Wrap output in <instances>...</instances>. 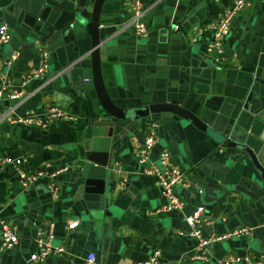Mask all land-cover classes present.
I'll return each instance as SVG.
<instances>
[{
  "label": "crops",
  "instance_id": "1",
  "mask_svg": "<svg viewBox=\"0 0 264 264\" xmlns=\"http://www.w3.org/2000/svg\"><path fill=\"white\" fill-rule=\"evenodd\" d=\"M244 1L224 41L225 57L215 63L207 52L209 26L231 0H145V37L136 35L129 23V0H0V25L12 32L0 49L1 61L18 53L15 62L2 61L0 85L8 83L16 92L38 67L41 48L50 50L44 78L27 82L23 99H5L1 107L41 120L45 106L55 104L69 117L43 129L32 121H0V157L22 158L26 172L69 166L54 191L46 177L22 189L13 167L0 166V218L15 226L19 237L14 249L0 252V264H39L30 259L37 230L50 225L54 244L65 252L49 256L45 264H83L90 252L95 253L94 264H145L156 249L165 264H220L228 256L264 260V198L232 189L240 185L252 191L248 178L256 171L243 151L227 148L222 138L229 133L231 142L250 146L264 166V0ZM99 7L100 69L111 101L123 109L174 104L205 124L207 131L183 124L179 128L171 120L153 128L160 140L150 164L157 162L161 149H168L192 185L177 189L181 210L156 211L165 200L156 179L135 156L148 131L146 121L142 126L118 121L123 135L109 144V150L115 147L111 168L109 152H96L90 143L88 121L105 113L93 85L87 28ZM249 93L248 109L242 107L232 117L238 101L245 99V104ZM91 150L107 161L105 172H99L107 186L114 184L106 189L111 215L107 229L101 230L79 214L75 201L73 174L88 162ZM204 181L232 191L214 201L205 193ZM197 206L204 209V235L246 225L253 229L211 244L207 258L196 259V241L188 235L185 217ZM76 220L78 226L67 230L66 224Z\"/></svg>",
  "mask_w": 264,
  "mask_h": 264
},
{
  "label": "built area",
  "instance_id": "2",
  "mask_svg": "<svg viewBox=\"0 0 264 264\" xmlns=\"http://www.w3.org/2000/svg\"><path fill=\"white\" fill-rule=\"evenodd\" d=\"M129 23L138 36L145 37L148 35V29L144 22L146 8L145 0H129ZM245 5L244 0H231L230 6L223 12L222 16L212 22L209 28L212 30V36L207 44V52L212 57L215 63H220L224 59V41L230 33L233 19ZM12 38V32L7 25H0V49L3 45L8 44ZM40 63L34 70H30L22 86L16 92L10 91L8 83L2 82L0 85V121H6L11 125L24 124L34 122L39 128L47 127L51 122L69 118L66 113L57 105H46L43 111V119L35 120L32 116H21L13 114L12 109L4 110L1 103L6 100L17 101L23 99L27 82L31 80H41L46 75L49 69V52L45 48L39 51ZM18 53H13L3 59V63L11 64L15 62ZM0 58V80L4 79L1 69L3 65ZM158 126L157 122L146 121L145 127L148 129L140 145L136 149L135 156L139 163L145 169V172L152 175L160 188V193L165 202L156 210L162 212H173L182 209V202L177 192L178 188H191L192 185L186 178L183 169L174 164L171 153L168 149H161L157 155V162L150 164V155L152 149L158 145L160 137L153 131V128ZM22 158H11L10 156L0 157V166H12L16 177L18 178L21 188L28 189L30 185L36 182L39 178L46 177L47 187L54 191L56 190V181L58 177L68 170L69 166L64 165L54 170H39L36 172H26L22 168ZM125 181V180H124ZM203 207L197 206L189 215L185 217V222L188 225V235L196 241L194 257L196 259L205 260L209 253V247L215 242L236 238L241 235L248 234L252 231V226H240L230 231L217 235H204L202 232L203 222ZM78 221H71L66 224V229L71 230L78 226ZM54 234L51 225L45 230L39 227L35 240L36 251L31 255L32 261L39 264H45V260L51 255L62 256L65 248L62 245L54 244ZM19 241L16 228L11 223L0 218V252L13 248ZM96 260L95 253L90 252L86 255L83 264H94ZM220 263V262H219ZM264 264L262 259H250L247 257H232L228 256L221 260L220 264ZM145 264H165L161 258L160 250L156 249L152 252L149 260Z\"/></svg>",
  "mask_w": 264,
  "mask_h": 264
},
{
  "label": "water",
  "instance_id": "3",
  "mask_svg": "<svg viewBox=\"0 0 264 264\" xmlns=\"http://www.w3.org/2000/svg\"><path fill=\"white\" fill-rule=\"evenodd\" d=\"M98 1L100 2L101 0ZM100 12L101 7H99L98 10L93 11L92 18L88 23L87 28L90 29L91 35V51L89 53L91 54L93 85L97 98L102 105L105 113L97 118L89 120L88 125L90 127V143L94 145V148H96L95 151L99 152L101 149V152H103L106 156H108L109 152V167L111 168L113 165L115 153V147H112L109 150V144L113 143L115 145L116 142L120 141V137H122L123 135V132H121L122 127L117 130L118 121H136L139 126H142L143 122L149 120L157 123L160 122L162 124H165L169 122L168 120H171L179 128L181 127L180 125L183 124L185 127L188 125H192L196 129L207 131V129L205 128V124L201 119H199V117H197L191 111L178 105L158 103L142 108L123 109L117 107L111 101L103 84L100 69ZM56 45L57 44L55 42L52 43L50 45V49H53L54 47H56ZM47 50L49 49L47 48ZM250 96L251 93H249V95L247 96L245 104L243 103L245 99H240L238 101V105L235 108L232 117L235 116L240 108L243 107L245 110L248 109L247 103L250 102ZM263 109L264 106L262 110ZM228 135L229 133L224 134L222 137L226 147L243 151V153H245V155L251 160L252 166L256 171V174L248 178L249 184L253 185L252 191H249L245 187H242L240 185H236L232 187V189L234 191L243 193L250 198H264V166L260 162L257 153L250 146L248 147L244 144L231 142V139L227 138ZM95 151L91 150L88 153V156L86 157L88 162L81 167L80 171L75 172L73 176L76 177L75 188L78 189L75 194V201L78 202V204L81 206V208L78 210L79 214L86 218L88 222H95V225L98 228L97 230H101V228L107 229L109 217L111 215L108 210L109 198L106 195V189L112 188L114 184L109 183L107 186L105 177L101 176L99 170H103L105 172L107 161H100L99 159H97V155L93 154L96 153ZM90 163L91 165L89 168ZM110 179L111 178L109 177V182H111ZM204 182L206 184L205 193L214 201L220 197L227 196V193L232 191L228 190V188L223 187L222 185H216L209 181ZM75 206L78 208L77 203H75ZM12 249H14V247Z\"/></svg>",
  "mask_w": 264,
  "mask_h": 264
}]
</instances>
